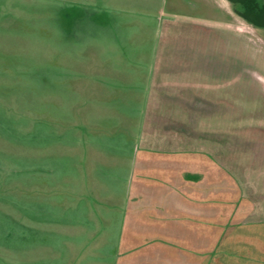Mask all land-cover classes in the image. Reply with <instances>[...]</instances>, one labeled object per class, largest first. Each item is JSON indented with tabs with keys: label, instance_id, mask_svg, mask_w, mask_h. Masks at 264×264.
<instances>
[{
	"label": "crops",
	"instance_id": "1",
	"mask_svg": "<svg viewBox=\"0 0 264 264\" xmlns=\"http://www.w3.org/2000/svg\"><path fill=\"white\" fill-rule=\"evenodd\" d=\"M83 2L86 15L75 24L70 39L78 43L73 52L92 63L81 60L74 73L64 66L70 82L62 92L57 91L56 76H50L43 107L37 103L33 108L30 206L18 194L22 178L15 181L14 196L4 192L0 178V221L14 220L16 249L24 247L26 219L32 224L28 228L33 240L34 235L44 236L33 242L39 249H59L67 243L70 248L99 249L112 232L116 237L112 261L141 254L149 264H232L209 254L231 243L213 239L215 173L219 171L231 181L236 191L233 199L245 203L244 212L228 213L240 218L235 226L244 229L242 220L252 212L259 217L250 228H254L255 253L263 256L264 172L259 171L264 164L257 160L260 163L249 168L248 161L241 162L238 181L228 163L215 160V144L188 145L186 139L198 135L200 115L209 121L218 109L214 102L209 107L208 100H200L193 84L164 80L169 73L213 74L214 29L218 27L229 41L230 29H246L243 18L229 0H168L167 5L166 0H92V6L88 0ZM164 6L168 17L159 24L164 39L154 49L157 61L149 64L150 72L155 68L159 76L138 84L136 92L128 91L135 85L129 87L122 74L137 71V64L141 67L136 58L149 57ZM76 21L72 19V25ZM74 77L79 87L72 89ZM80 89L86 96L74 100L72 94ZM230 132L218 134L223 138L218 153L237 151L243 160L255 150L260 155L258 139L254 142ZM7 136L0 131V169L6 166L2 140ZM232 137L239 138V146L232 147ZM16 154L19 161L23 152ZM255 178L261 180L254 183ZM255 184L262 186L252 198L253 190L248 193L243 188ZM144 232L148 235H138ZM0 248H9L2 236ZM77 256L82 258L80 253Z\"/></svg>",
	"mask_w": 264,
	"mask_h": 264
},
{
	"label": "rangeland",
	"instance_id": "2",
	"mask_svg": "<svg viewBox=\"0 0 264 264\" xmlns=\"http://www.w3.org/2000/svg\"><path fill=\"white\" fill-rule=\"evenodd\" d=\"M83 1L86 0H0V131L3 130L8 135L5 142L2 140L4 149L7 151V160L5 168L0 169V178L4 192L13 196L17 193L15 181L22 178L24 184L20 186L18 194L24 196L26 207L31 204L28 197L30 198L32 193V164L30 161L32 111L33 108L38 107L37 103L43 107L42 100L47 99L50 76L52 78L56 76L57 91L62 92L70 82L68 72L79 71L78 67L83 57L73 52L78 49L76 46L78 43L70 39V34L71 32L75 34L77 30L74 29L75 26L80 22L81 16L86 15V8L81 5L85 3ZM88 1L89 6H92V0ZM258 2L264 3V0H258ZM163 8L159 12L156 20L158 23L151 37L149 57L136 58L137 63L139 60L142 61L141 67L137 64L135 66L137 71L122 74L127 77L129 87H131L130 84L135 85L134 89L133 87L126 88L128 91L136 92L138 89L135 90V88L138 84L145 85L159 76L155 68H152L150 72L149 64L152 63L153 66V61H157L154 49L158 48L164 39L162 26L159 31V24L168 17V14L165 12L167 6ZM217 11L218 9L215 8V17H217ZM74 18L77 21L72 25ZM242 21L246 29L241 31L230 29L229 41L222 38L223 32L218 27L214 29L212 51L215 57L214 66H210V68L213 67V74L199 71L193 75L176 73L164 75V80L170 82H181L183 85L193 84L196 87L193 91L197 93L200 100H208L209 107L211 101L215 103H213L214 108L218 110L214 112V120L212 116H209L210 119L207 121L206 116L200 115L196 122L198 135H195V132L193 137L186 139L187 144L192 146L196 143L205 146L215 144V160L228 163L232 169V176L237 180L241 174L242 169L240 168L246 161L250 163L246 164L249 168L259 164L257 160L261 161L260 164H264V28L254 26L245 19ZM169 36H171L169 39L173 40V33ZM198 44L203 45L205 42L199 41ZM84 58L86 61L82 60L83 64L92 63V61L89 62V58ZM135 61L132 64L136 63ZM64 66L69 68L67 73L63 71ZM223 66H225V72H223ZM78 81V77H74L71 81L72 87H69L78 88L79 84L75 87ZM171 91L181 92L182 90ZM77 92L75 95L72 94L74 100L86 96L83 89ZM186 119L184 122L187 121ZM228 131L238 133L240 137H248L254 142L258 139L260 155L258 156V153H255L258 150H255L243 160L237 151L218 153L221 151L219 147L223 141L222 136L218 134L228 133ZM238 141L239 138L236 140L232 137L230 144L232 147L239 146ZM17 151L23 152L19 161L16 159ZM259 172L262 173L264 170ZM215 175L216 203L213 239L216 242L231 243H227L225 247L214 248L209 254L215 253V258L220 257L222 261H229L232 264L261 262V259L264 260V254L262 256L255 253L253 247L255 238L252 231L254 228H250L254 226V221L259 217L252 212L242 220L246 223L243 224L244 229L235 226L240 223V218L234 215L229 216L228 213L237 215L236 213L244 212L245 203L233 199L236 191L231 181L223 177V173L216 171ZM258 180L261 179L255 178L254 183ZM256 184L243 188L248 193L253 190V194H250L252 198H256L255 189L262 186V184ZM8 204L11 202L9 201ZM246 204L251 203L246 202ZM230 208L234 210L231 211ZM24 224L27 238L24 247L16 249L14 220L8 217L4 218L3 222L0 221V232L4 230L7 232L0 236L9 246L7 249L0 248V264H149L147 260L141 258V254L134 257L120 256L112 261L116 252L113 243V238L116 237L112 232L108 234V240L99 249L90 248L93 247L91 245L88 249L70 248L68 243L66 247L64 244L58 246L59 249L43 246L39 249V247H34L33 242L39 241L44 236L34 235L33 240L28 228L32 224L26 219ZM138 235H148V233H138ZM198 237L200 238L201 235ZM56 244H58L57 240ZM76 253H80L82 258Z\"/></svg>",
	"mask_w": 264,
	"mask_h": 264
},
{
	"label": "trees",
	"instance_id": "3",
	"mask_svg": "<svg viewBox=\"0 0 264 264\" xmlns=\"http://www.w3.org/2000/svg\"><path fill=\"white\" fill-rule=\"evenodd\" d=\"M232 9L254 26L264 28V3L258 0H229Z\"/></svg>",
	"mask_w": 264,
	"mask_h": 264
}]
</instances>
